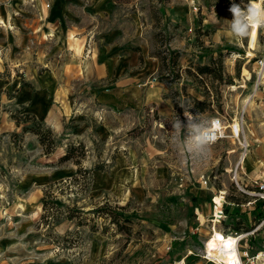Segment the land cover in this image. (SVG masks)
Segmentation results:
<instances>
[{
	"label": "rangeland",
	"instance_id": "374dc122",
	"mask_svg": "<svg viewBox=\"0 0 264 264\" xmlns=\"http://www.w3.org/2000/svg\"><path fill=\"white\" fill-rule=\"evenodd\" d=\"M52 1L41 0L45 9ZM65 2L67 42L60 33L11 32L12 24L0 22V264H231L213 247L234 237L222 232L237 219L256 225L239 233L240 264H264V217L258 215L264 199L249 194L264 182V28L244 40L233 37L232 14L227 8L216 13L217 0H110L100 13L87 0ZM98 47L110 54L112 47L131 49L149 70L156 60L159 66L156 53L169 58L174 49L179 56L170 72L180 78L161 92L148 75L122 92L114 76L90 78L87 61L93 50L97 58ZM219 52L222 82L184 71ZM47 74L77 113L63 116L59 132L44 122L56 142L49 154L10 116L19 106L12 98L16 82ZM102 85L109 87L103 96L96 93ZM182 85L197 100L207 95L211 109H176L171 92ZM187 116L206 127L220 121L219 137L204 154L187 147ZM177 119L182 132L174 128ZM69 143L74 158L59 162ZM234 173L248 193L238 189ZM218 189L251 202L226 198L225 220L213 229ZM103 204L132 217L129 232L95 212Z\"/></svg>",
	"mask_w": 264,
	"mask_h": 264
},
{
	"label": "crops",
	"instance_id": "0c3cea01",
	"mask_svg": "<svg viewBox=\"0 0 264 264\" xmlns=\"http://www.w3.org/2000/svg\"><path fill=\"white\" fill-rule=\"evenodd\" d=\"M87 1L96 13H100L102 8L110 3V0ZM65 3V0H53L50 9H45L41 0H0V22L5 23V25L12 24L13 29L11 32L28 30L35 35L45 29L46 32L52 35L60 33L63 37L65 32L68 39L67 33L69 28L64 25L62 17L64 18L71 13ZM66 38L64 37L65 40ZM112 48L114 49L112 54L107 53V48L98 47L97 58L94 59V50L92 55L89 56L90 59L87 62L88 66L92 69L90 78L93 81L99 80L102 82L114 76V80H111L113 86L124 92L127 89L133 90V88L139 85L141 80H146V77L151 75L152 81L150 82L161 92L166 88L167 90L171 88L172 82L154 80L153 77H156L155 74L158 71V62L155 57H152L156 61H154L151 70H149L146 69L145 61L143 65H139L137 52L131 49L123 51L119 47ZM151 78H148L147 81ZM25 82L30 85L16 82L13 86L12 98L14 102L18 105H24L26 111L34 113L38 119L48 124L55 132H59L62 129L63 125L61 121L63 116L77 114L71 110L72 113H70L69 108L71 103L67 101L64 89L57 85L52 75L36 76L31 80H25ZM137 82L138 84H136ZM5 88L8 89L9 93V87L5 86ZM99 88L96 93L102 96L105 94V91L109 90V87L105 85ZM76 116L78 118L83 117L82 115ZM74 121L75 119H73ZM12 128L16 129L18 127L15 125ZM75 131L78 132L79 129L75 128L73 132ZM30 134L35 136L33 133Z\"/></svg>",
	"mask_w": 264,
	"mask_h": 264
},
{
	"label": "trees",
	"instance_id": "16d2710c",
	"mask_svg": "<svg viewBox=\"0 0 264 264\" xmlns=\"http://www.w3.org/2000/svg\"><path fill=\"white\" fill-rule=\"evenodd\" d=\"M165 1V0H160ZM240 4L237 0H226L223 2V0H217L216 3V13L219 12V9L221 8H227L229 9L231 4ZM241 5V4H240ZM134 50L139 51L140 49L136 47ZM171 55L168 58L167 56H162L160 53H156V57L159 59V66H158V73L159 76L162 77L165 81H173L180 78V75H176L175 77L172 76L170 70L173 69V67L177 64V58H178V51L171 50ZM140 61H142V56L140 54L139 56ZM195 71H192L191 66H187L185 68V72L187 74H190L193 76L194 79L201 78L200 76H208L213 81H219L222 82V54L219 52V55L217 58L210 57V63L205 64H195ZM215 66H218L215 68ZM172 67V68H171ZM165 69H169V71H165ZM199 77V78H198ZM202 80V79H201ZM232 81H226V83H231ZM25 85H30L27 82H23ZM171 98L174 103V107L176 109L182 108L181 105H183V108H186L189 112H204L211 109V101L209 97L206 95L203 99L197 100L193 96H191L189 93L185 91V85H182L180 87V90L178 91L175 89L171 92ZM192 101V102H191ZM10 116L15 121L17 125H21L22 132H31L37 136V139L39 143L44 148V153L49 154L51 153L56 145L54 134L50 127L46 126L44 121L38 119L36 115L32 112L26 111L25 106L19 104L18 109L15 112H10ZM80 148L82 150L83 145L79 143ZM74 145L72 143H69L67 145V148L65 150V153L59 158V162L67 161L72 158H74L73 150ZM81 154H84V151L82 150ZM75 163L79 164L80 159H75ZM79 172L81 171L78 169ZM244 196L243 198H239L236 195H229L227 198L233 202V203H244L247 201V196L242 194ZM43 208L47 209V205L45 203V200L42 199ZM106 204H103L101 206H98L95 208V212H97L99 215H102L104 217H108L110 222L117 225V229L119 231L123 230L125 232L130 231L129 223L132 220V217L130 215L125 214L123 211H114L109 209V207H106ZM108 208V210H107ZM124 207H121L123 209ZM264 212V210H263ZM259 217H264V213H261V211L258 212ZM259 224V223H258ZM227 226L229 225L230 230L236 231V232H248L256 227V225H244L239 219H237L233 223H227ZM264 225V224H263Z\"/></svg>",
	"mask_w": 264,
	"mask_h": 264
},
{
	"label": "clouds",
	"instance_id": "9594fccd",
	"mask_svg": "<svg viewBox=\"0 0 264 264\" xmlns=\"http://www.w3.org/2000/svg\"><path fill=\"white\" fill-rule=\"evenodd\" d=\"M228 10L232 14L229 27L233 37L244 40L249 37L250 33L255 35L259 29L264 28V0L260 3L248 2L243 6L233 3ZM181 107L183 108V105ZM187 117V128L191 130V140L187 147L190 151L204 154L215 142L216 135L212 128L198 123L190 116ZM214 127L219 129V122H215ZM174 128L177 132H182L185 125L177 119ZM232 264H238V261H233Z\"/></svg>",
	"mask_w": 264,
	"mask_h": 264
},
{
	"label": "built area",
	"instance_id": "2783aa9c",
	"mask_svg": "<svg viewBox=\"0 0 264 264\" xmlns=\"http://www.w3.org/2000/svg\"><path fill=\"white\" fill-rule=\"evenodd\" d=\"M47 6H49V4H46V7ZM214 122H219V124H220L219 119L216 118L215 121H212L210 123V125H211L210 128L213 127V123ZM213 132L216 135V140H217L218 137H219V129H214ZM235 173H234V178H235ZM234 181H235V184H236V186L238 187L239 190H241V191H243L245 193H248L247 191H245L243 188H241L239 186L236 178L234 179ZM208 182H209V176H206V178H204L202 180V183L203 184H207ZM256 184H257L256 189L253 190V191H250L249 194H251L252 196H255V197H259L261 199H264V182L263 181H258V182H256ZM216 192L217 193L214 194V197L212 199V201H213V211H212V213L210 215L211 227L213 229L217 225L221 224L225 220V213H224V207L223 206H224V204L226 203V200H227L226 199L227 198V192H226V190L218 189ZM246 202L249 204L251 201H250V199H248ZM253 230H255V228L252 229V230H250V231H253ZM250 231H248V232H236V231L229 230L228 232H222V233L224 235L229 234V235L240 236L241 234H239V233H242L243 235H247V234H249ZM205 252H206V256H207L208 255L207 254V251H205ZM243 255L244 256H247V252H243ZM240 257H241V255H240Z\"/></svg>",
	"mask_w": 264,
	"mask_h": 264
},
{
	"label": "bare ground",
	"instance_id": "6f19581e",
	"mask_svg": "<svg viewBox=\"0 0 264 264\" xmlns=\"http://www.w3.org/2000/svg\"><path fill=\"white\" fill-rule=\"evenodd\" d=\"M215 122L213 123L212 130L216 129L214 127ZM220 125V124H219ZM211 126V125H210ZM221 128V125L220 127ZM220 130V129H219ZM232 238H228L225 242L223 243H216L214 248V252L216 255L220 256V258L224 262H230L232 264L233 261H238V264H240L238 252L236 250V245H238V241L240 239V236H235ZM231 243V247H229V244ZM238 249V248H237ZM208 254V253H207ZM240 254V253H239ZM213 258V257H212ZM241 259V257H240ZM242 262V260H241Z\"/></svg>",
	"mask_w": 264,
	"mask_h": 264
},
{
	"label": "snow or ice",
	"instance_id": "6c2138e0",
	"mask_svg": "<svg viewBox=\"0 0 264 264\" xmlns=\"http://www.w3.org/2000/svg\"><path fill=\"white\" fill-rule=\"evenodd\" d=\"M229 247H231V243L229 244Z\"/></svg>",
	"mask_w": 264,
	"mask_h": 264
}]
</instances>
